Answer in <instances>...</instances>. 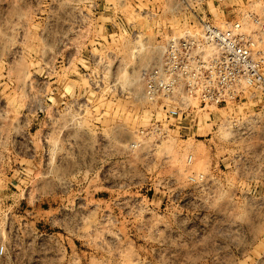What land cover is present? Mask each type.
I'll return each mask as SVG.
<instances>
[{"label": "rangeland", "instance_id": "obj_1", "mask_svg": "<svg viewBox=\"0 0 264 264\" xmlns=\"http://www.w3.org/2000/svg\"><path fill=\"white\" fill-rule=\"evenodd\" d=\"M169 5L0 0V264H264V95L157 109L140 71Z\"/></svg>", "mask_w": 264, "mask_h": 264}, {"label": "built area", "instance_id": "obj_2", "mask_svg": "<svg viewBox=\"0 0 264 264\" xmlns=\"http://www.w3.org/2000/svg\"><path fill=\"white\" fill-rule=\"evenodd\" d=\"M227 1L163 0L182 23L160 57L141 69L140 78L146 97L170 119L192 118L255 93L264 95V18L250 9L216 19L209 5L227 15ZM157 130L153 125L141 134ZM7 255L2 240L0 262Z\"/></svg>", "mask_w": 264, "mask_h": 264}]
</instances>
